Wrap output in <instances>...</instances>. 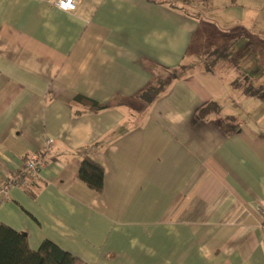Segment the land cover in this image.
Returning <instances> with one entry per match:
<instances>
[{"label":"crops","instance_id":"1","mask_svg":"<svg viewBox=\"0 0 264 264\" xmlns=\"http://www.w3.org/2000/svg\"><path fill=\"white\" fill-rule=\"evenodd\" d=\"M192 1L77 0L68 12L0 0V183L48 152L38 179L0 195V224L33 250L51 240L89 264H264V99L245 93L264 89V72L246 69L245 87L198 50L209 32L264 25V0ZM181 65L156 99L140 97ZM85 146L101 192L78 177Z\"/></svg>","mask_w":264,"mask_h":264},{"label":"trees","instance_id":"2","mask_svg":"<svg viewBox=\"0 0 264 264\" xmlns=\"http://www.w3.org/2000/svg\"><path fill=\"white\" fill-rule=\"evenodd\" d=\"M173 6L178 3L189 4L192 0H168ZM204 2L206 0H200ZM186 71V66L181 65L167 73L158 74L153 82L145 88L140 97L147 103L152 102L165 89L169 82L174 81L182 76ZM245 93L256 95L264 99V89L247 87ZM76 100L83 104L93 107V109H103L107 106L97 102L94 99L85 96H77ZM215 105V108H212ZM218 107L215 103L207 104L201 107L197 114L204 117L210 110ZM92 146H85L77 150L80 156V166L78 177L84 181L90 188L97 192H101L104 188V170L100 164L91 158L93 151ZM49 150V149H46ZM48 152L41 153V157L45 159ZM39 155V154H38ZM27 179L36 180L33 175ZM27 182V181H26ZM26 186V183L22 185ZM0 264H89L69 251L61 248L58 244L51 240H44L37 250H33L28 241V236L23 231H18L6 224H0Z\"/></svg>","mask_w":264,"mask_h":264},{"label":"rangeland","instance_id":"3","mask_svg":"<svg viewBox=\"0 0 264 264\" xmlns=\"http://www.w3.org/2000/svg\"><path fill=\"white\" fill-rule=\"evenodd\" d=\"M200 3V0L192 1L193 5ZM246 27L248 30L240 31L237 37L234 32L229 33L230 35L224 34L221 36L209 32L206 42L204 41L203 45L198 48V50L203 49L202 61L212 66V70L216 71L215 73L218 76L231 78L232 73V79L237 80V82H242L245 84V87L248 85L246 82V69H251V71L255 72L259 77H261L264 72L261 65H258L261 57L250 56L251 54H248L258 52L257 50L259 48H264V25L257 22V24H252L251 26L247 25ZM240 36L242 40L237 43V39ZM196 42H201V40L197 39ZM245 45H247V48H244L242 51L241 49ZM226 51L230 53V56L229 54L224 56ZM261 59L264 62V57ZM201 64L204 65L202 62ZM222 66H226L227 69L222 68ZM261 79L264 81V77ZM238 106L241 107L240 102H238Z\"/></svg>","mask_w":264,"mask_h":264},{"label":"built area","instance_id":"4","mask_svg":"<svg viewBox=\"0 0 264 264\" xmlns=\"http://www.w3.org/2000/svg\"><path fill=\"white\" fill-rule=\"evenodd\" d=\"M52 3L63 11L73 12L77 8V0H52ZM54 144L55 140L50 138L47 141L46 148L50 149ZM45 163L46 161L41 155L28 156L19 171L0 183V195L7 196L11 187L24 185L30 175L38 179L40 170ZM261 227L264 230V219L261 222Z\"/></svg>","mask_w":264,"mask_h":264}]
</instances>
